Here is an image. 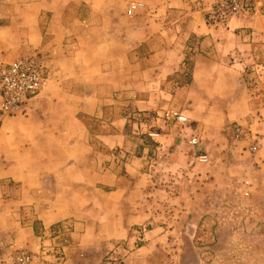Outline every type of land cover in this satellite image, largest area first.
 Instances as JSON below:
<instances>
[{
	"label": "rangeland",
	"instance_id": "obj_1",
	"mask_svg": "<svg viewBox=\"0 0 264 264\" xmlns=\"http://www.w3.org/2000/svg\"><path fill=\"white\" fill-rule=\"evenodd\" d=\"M222 9L0 0V62L45 61L50 17L82 47L42 131L0 150V264H264V0Z\"/></svg>",
	"mask_w": 264,
	"mask_h": 264
},
{
	"label": "crops",
	"instance_id": "obj_2",
	"mask_svg": "<svg viewBox=\"0 0 264 264\" xmlns=\"http://www.w3.org/2000/svg\"><path fill=\"white\" fill-rule=\"evenodd\" d=\"M57 28L54 19L50 17L47 22L46 32H44V34L48 35L47 42L43 44V50L46 51L44 53L46 55L44 63L46 65L47 78L44 87L29 101L25 113L9 116L8 119L2 118L3 116L0 117V150L7 148L6 146L10 143L13 146L12 143L15 139H10L17 132L16 127L18 126L24 128L34 126L40 133L42 131L41 127L47 123V117L51 116L50 113L48 114V110H45V106H48L47 109L53 112L61 104V98L65 93H59L58 90L60 85L68 80V75L63 72L64 66L75 61L79 53L82 52V47L77 45L72 39L63 38L64 32ZM159 55L157 52L151 54V57L155 59L146 67V70L154 71L163 67L164 62H161L162 59L159 58ZM156 58L159 59L156 60ZM43 95H45L44 98H42ZM94 95L99 97L97 92ZM11 128L16 131H12ZM11 181L15 182L14 179H10ZM10 188L12 189V187Z\"/></svg>",
	"mask_w": 264,
	"mask_h": 264
},
{
	"label": "built area",
	"instance_id": "obj_3",
	"mask_svg": "<svg viewBox=\"0 0 264 264\" xmlns=\"http://www.w3.org/2000/svg\"><path fill=\"white\" fill-rule=\"evenodd\" d=\"M223 7L222 14H238L252 9L256 0H216ZM141 6L139 2H131L128 14ZM46 65L38 54L28 57L15 58L8 62H0V117L15 116L26 112L29 101L36 96L46 82ZM165 116L176 122L184 123L187 118L183 113L168 111ZM188 142L194 146L198 142L197 136L190 137ZM255 149V147H253ZM193 162H205L207 157L203 153H195ZM244 196L249 194L244 191ZM20 264H29V257L21 254Z\"/></svg>",
	"mask_w": 264,
	"mask_h": 264
}]
</instances>
